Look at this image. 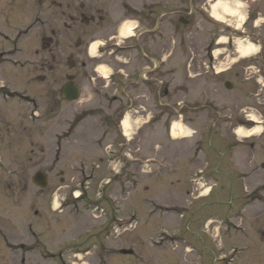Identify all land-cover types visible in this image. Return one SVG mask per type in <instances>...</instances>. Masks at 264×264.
Segmentation results:
<instances>
[{
	"label": "rangeland",
	"instance_id": "374dc122",
	"mask_svg": "<svg viewBox=\"0 0 264 264\" xmlns=\"http://www.w3.org/2000/svg\"><path fill=\"white\" fill-rule=\"evenodd\" d=\"M218 1L236 14L215 21ZM259 2L0 0V264H264ZM84 4L104 22H84ZM127 23L151 32L121 38ZM101 39L139 41L150 60L94 58ZM154 58L163 68L139 77ZM70 80L81 95L66 101ZM251 118L255 134L237 135Z\"/></svg>",
	"mask_w": 264,
	"mask_h": 264
},
{
	"label": "flooded vegetation",
	"instance_id": "af4514ba",
	"mask_svg": "<svg viewBox=\"0 0 264 264\" xmlns=\"http://www.w3.org/2000/svg\"><path fill=\"white\" fill-rule=\"evenodd\" d=\"M55 1V0H53ZM98 1L100 0H86V2L88 4H94L95 7H98V5H100V3H98ZM260 2H263L264 3V0H259ZM259 2V3H260ZM84 7H87L85 4L83 5V8ZM89 8H84V10L86 11V13L84 12H81L83 14H81V16L83 17V21L86 22V23H89V24H94L95 22H99V23H102L104 22V16L101 14V13H104V12H101V10L95 8L97 10L96 14H94L93 12V9L92 6H88ZM201 9V8H199ZM74 14V13H73ZM71 14V20L74 22L76 18H78V16L76 14ZM257 14H262L261 10L258 9V11L256 12V15ZM130 22V21H128ZM252 24L253 23H256L257 21L255 20H252L251 21ZM183 23L185 25H188L190 22L189 21H185L183 19ZM155 26H156V22H155ZM154 26V27H155ZM140 27V28H139ZM153 27V28H154ZM254 27H255V24H254ZM132 30L134 31L129 37H127V39H133V40H139V37L141 35H143L144 33H147V32H151V30L148 31V29L145 27V26H137V25H134ZM250 36H252V38H255L256 41L264 44V30L262 29L261 32L257 33L255 32L254 30L250 29ZM149 38H151V40H153V36H149ZM140 41V40H139ZM139 41L135 44V43H131L128 45H125V44H120L118 42L120 41H116V42H113L111 43V45H114V47L112 49H108V48H105V46L108 43V41L106 39H101V40H98V41H95L92 45H95L94 49H93V55H91L92 57L94 58H97V59H100V58H103V57H106L108 56L109 54L112 56V57H117V56H122V55H125L127 54L125 52V50H131L129 52H133V51H137V53H139L141 55V59L142 61L146 62L147 60H150V57L146 55V53L143 51L142 47H141V44L139 43ZM219 40L217 41V43H213L212 46L209 48L210 50L208 51L209 55L213 54L214 55V48L216 46H219ZM132 44H135L134 46ZM252 45V44H251ZM254 46V45H253ZM109 55V56H110ZM154 64L153 66H149V65H145L141 68L140 70V73L139 75L143 74L144 76H147L149 75L153 70H157V69H161L163 68V64L165 63L164 60L162 58H160L159 60H156V58L152 59ZM159 62V65L156 64V62ZM103 65V64H102ZM98 71V69H97ZM116 74V73H114ZM138 75V76H139ZM71 82L73 80H70ZM75 82V81H74ZM77 84V83H76ZM62 92V91H61ZM62 95V93H61ZM253 125V124H252ZM251 126V124H250Z\"/></svg>",
	"mask_w": 264,
	"mask_h": 264
},
{
	"label": "bare ground",
	"instance_id": "6f19581e",
	"mask_svg": "<svg viewBox=\"0 0 264 264\" xmlns=\"http://www.w3.org/2000/svg\"><path fill=\"white\" fill-rule=\"evenodd\" d=\"M219 10H221L224 13L229 14V15H235L236 14L235 10L232 9V7H230L228 5V2L218 1V2H216L214 4V6H212V10H211L212 13L210 12L211 13V17L215 21H219V22L223 21L222 20V15H221ZM132 28H133V24L127 23L125 25V29L120 32L119 36L121 38L129 37V35L132 34V32H133ZM218 43H220V41ZM94 47H95V45L93 46V49H94ZM93 49H92V53L94 52ZM255 49H256V47L253 46V45L241 46L240 49H239V53L241 54L242 57L246 58V57L251 56V54L254 52ZM98 70H100V71L104 72V74H106L107 66L100 65L98 67ZM252 120L255 121V119H253V118H252ZM122 126H123L124 131H125V136H128L129 135V131H130V126H131V122L129 120V117H126L123 120ZM255 129H256V127L253 128L252 130H249L248 132H246L245 129L239 128L236 133H237V135H239L241 137L242 136L243 137H249V136H252L253 134H255V132H256ZM173 133H174L175 136H177L175 130H174Z\"/></svg>",
	"mask_w": 264,
	"mask_h": 264
},
{
	"label": "water",
	"instance_id": "95a60500",
	"mask_svg": "<svg viewBox=\"0 0 264 264\" xmlns=\"http://www.w3.org/2000/svg\"><path fill=\"white\" fill-rule=\"evenodd\" d=\"M226 86L228 88H230L232 85L227 82ZM80 96V88L78 86H76L73 83H70L69 85H67L64 89H63V97L66 98L67 100H76L78 99ZM42 178V177H41ZM42 181L39 182L38 184L41 187H45L46 186V176H43V178L41 179ZM124 254H130L132 253L131 250H123L122 251Z\"/></svg>",
	"mask_w": 264,
	"mask_h": 264
}]
</instances>
